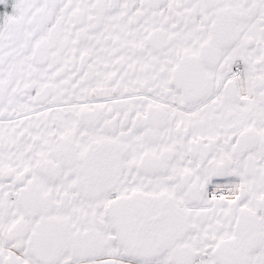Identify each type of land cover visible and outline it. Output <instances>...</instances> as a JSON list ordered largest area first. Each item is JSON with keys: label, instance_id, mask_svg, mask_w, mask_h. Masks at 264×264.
Instances as JSON below:
<instances>
[{"label": "snow or ice", "instance_id": "snow-or-ice-1", "mask_svg": "<svg viewBox=\"0 0 264 264\" xmlns=\"http://www.w3.org/2000/svg\"><path fill=\"white\" fill-rule=\"evenodd\" d=\"M0 264H264V0H0Z\"/></svg>", "mask_w": 264, "mask_h": 264}]
</instances>
